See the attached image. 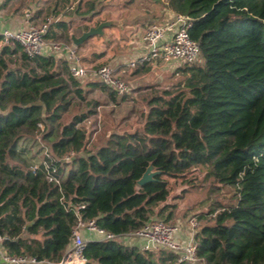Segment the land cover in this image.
I'll return each instance as SVG.
<instances>
[{"label":"trees","instance_id":"16d2710c","mask_svg":"<svg viewBox=\"0 0 264 264\" xmlns=\"http://www.w3.org/2000/svg\"><path fill=\"white\" fill-rule=\"evenodd\" d=\"M88 2L81 12L85 22L101 3ZM122 5L151 17L159 8L187 16V35L201 61L175 66L162 88L155 86L159 90L138 110L140 127L123 128L130 108L90 146L97 108L122 104L128 93L116 95L98 79L88 85L73 78L61 57L28 56L16 42L0 45V250L57 262L77 220L91 219L114 236L150 219L167 222L170 181L186 182L189 169L205 165L216 183L234 189L235 200L196 214L194 262H178L166 249L139 251L115 240L89 239L85 264H264V0H124ZM40 12L29 22L45 21V41L70 43L69 32L88 27L46 22L53 12L47 8L43 17ZM148 69L142 63L132 74ZM93 88L104 93L103 100H87ZM37 135L52 161L41 149L30 152ZM148 164L159 173L138 186Z\"/></svg>","mask_w":264,"mask_h":264},{"label":"built area","instance_id":"2783aa9c","mask_svg":"<svg viewBox=\"0 0 264 264\" xmlns=\"http://www.w3.org/2000/svg\"><path fill=\"white\" fill-rule=\"evenodd\" d=\"M24 16L27 22L23 28L15 31L4 29L0 32V45L16 42L28 56L43 54L61 57L66 61L68 72L73 78H82L87 74V70L80 63L76 48L71 43L45 41L43 35L46 31V23L40 26L30 23L29 8L24 10ZM189 25L190 21L187 16L173 12L162 23H148L141 32V40L146 50L127 62V69L132 70L142 63L150 64L155 61L172 62L175 66L193 62L198 54V48L197 44L187 35ZM92 73L116 95L126 93V82L117 77L108 65H100ZM32 143L38 144L41 149L40 155L52 161L38 135L34 137ZM69 158L70 156L66 155L63 160L67 161ZM42 163L45 167L48 166L45 161ZM35 166V164L31 165L32 171ZM188 225L191 233L185 242H178L174 239V234L179 230L178 226L158 219H150L139 229L125 235L143 241L139 246V251L166 249L176 254L178 262H194L196 260L195 242L192 235L197 222L191 218L188 220ZM83 230L94 235L95 237L92 238L94 240H115L119 237L96 227L91 219L77 220L71 230L69 246L57 262L36 261L25 255H8L2 250H0V260L4 264H85L83 248L86 240L81 236Z\"/></svg>","mask_w":264,"mask_h":264},{"label":"crops","instance_id":"0c3cea01","mask_svg":"<svg viewBox=\"0 0 264 264\" xmlns=\"http://www.w3.org/2000/svg\"><path fill=\"white\" fill-rule=\"evenodd\" d=\"M56 1L57 0H0V32L4 29L15 31L23 28L27 22L24 16V10L26 8L30 9V19L33 17V13L39 10H41L40 16L43 17L48 8V11L53 13L48 14L46 22L54 20L68 21L71 24V28L74 29L86 23L81 19L83 16L81 12L88 10V7H90L89 0H67V5L60 2L57 3ZM98 1L101 2L98 6L100 7L98 10L99 12L92 18L99 16L101 20H112L114 23L103 29V36L90 37L76 48L80 63L87 70V74L81 78V81L85 84L96 81L97 78L92 71L98 64L108 65L117 77L127 81L130 86L128 91L133 93L136 92L135 89L137 88L149 86V84H146L149 81H152V83H160L163 76L168 77L175 67L172 62L162 63L160 61H155L150 64L147 63L149 69L144 73L137 74H132L135 68L128 70L126 63L141 55L146 50L141 40L143 27L150 22L162 23L172 12L159 8L156 14H153V17H151V14L138 9L136 6H123L124 0ZM75 6H79L80 8L74 11L73 9ZM37 20L38 19H36V22ZM69 34L73 33L69 32ZM78 35L79 34H76L74 36ZM85 88H89V86ZM92 91H98V89L93 88ZM99 93L105 97L104 93L100 91ZM131 98H133V96H131ZM108 105L114 107L112 103L108 102L105 106ZM100 119L105 121L106 118L100 116ZM81 236L85 240L95 237L84 230L81 231ZM189 236L190 233L188 235V231L181 225L178 232L174 234V239L178 242H185ZM116 239L121 240L120 243L123 245L135 246L137 249H139V246L143 242L140 239L132 238L127 235L119 236ZM0 264L4 263L0 260Z\"/></svg>","mask_w":264,"mask_h":264},{"label":"rangeland","instance_id":"374dc122","mask_svg":"<svg viewBox=\"0 0 264 264\" xmlns=\"http://www.w3.org/2000/svg\"><path fill=\"white\" fill-rule=\"evenodd\" d=\"M99 21L102 20L98 16L86 22V24H88V26H95ZM43 23H45V21L35 22V25L40 26ZM200 61L201 60L199 56H196L194 62ZM162 78L160 83H152V81L146 83L151 85L149 90H137L135 93L128 91V88L130 86L128 85L127 81L123 79L127 84L126 93H128V95H126V98L125 100H123L122 104L118 103L114 105V107H111L109 105H101L97 108V129L91 135L90 142L93 145H96L99 142L100 138H102L104 132L113 128L116 121L122 115L129 114V112L127 111L130 108L133 109L131 118L129 121L124 122L123 128L133 129L140 127L142 116L138 112V110L142 108V106H144V101L150 94L159 90L157 89V87L162 88L163 85H161V83L165 81L167 76H163ZM129 96H133V98L130 100L127 99L129 98ZM90 98H99L100 100H103L104 97L101 95V93H99V91H92L87 95V100H89ZM99 115L101 117H105V121L103 119H100ZM41 144L44 145L42 142ZM29 147L31 148L30 152L33 153L40 149L38 144H32V146ZM35 158L37 159V157ZM184 179L186 180V182L183 183L180 182V180L170 181L169 183L170 192L169 196L167 197L166 204H172L173 207L172 217L167 221V223L178 226V229L182 225L183 228L188 231L189 235V233H191L189 231L190 228L188 225L189 219L194 218V220L198 224L199 221L196 218V214L205 212L208 209L209 205L213 204L215 206V210H219L220 207L233 204L235 200V192L234 189L230 186L216 183L212 179L211 175L208 172V168L205 165H197L189 169L185 174ZM182 188H184V192L180 191ZM153 218H155V216H153ZM115 241L119 243L121 242V240L119 239H115Z\"/></svg>","mask_w":264,"mask_h":264},{"label":"water","instance_id":"95a60500","mask_svg":"<svg viewBox=\"0 0 264 264\" xmlns=\"http://www.w3.org/2000/svg\"><path fill=\"white\" fill-rule=\"evenodd\" d=\"M112 20L99 21L95 26H88L86 30L82 31L78 36L69 34L70 43L76 48L80 46L84 41L93 36H103V29L112 25ZM159 171L153 170L151 164L145 168L139 179L136 180V184L141 186L149 181L153 180V177L157 175Z\"/></svg>","mask_w":264,"mask_h":264}]
</instances>
